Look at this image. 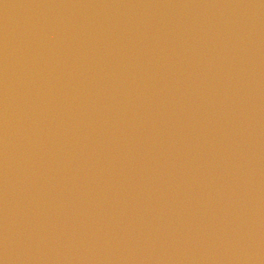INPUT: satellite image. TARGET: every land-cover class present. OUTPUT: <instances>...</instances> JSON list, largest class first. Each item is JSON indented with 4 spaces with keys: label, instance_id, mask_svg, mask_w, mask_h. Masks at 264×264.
<instances>
[{
    "label": "water",
    "instance_id": "water-1",
    "mask_svg": "<svg viewBox=\"0 0 264 264\" xmlns=\"http://www.w3.org/2000/svg\"><path fill=\"white\" fill-rule=\"evenodd\" d=\"M0 264H264V0H0Z\"/></svg>",
    "mask_w": 264,
    "mask_h": 264
}]
</instances>
